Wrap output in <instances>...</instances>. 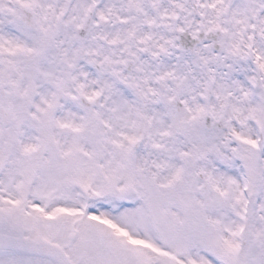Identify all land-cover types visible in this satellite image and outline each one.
Instances as JSON below:
<instances>
[{"label": "snow or ice", "instance_id": "snow-or-ice-1", "mask_svg": "<svg viewBox=\"0 0 264 264\" xmlns=\"http://www.w3.org/2000/svg\"><path fill=\"white\" fill-rule=\"evenodd\" d=\"M0 264H264V0H0Z\"/></svg>", "mask_w": 264, "mask_h": 264}]
</instances>
